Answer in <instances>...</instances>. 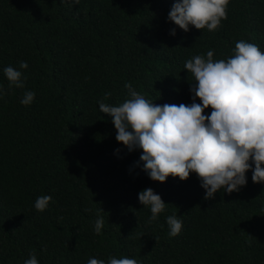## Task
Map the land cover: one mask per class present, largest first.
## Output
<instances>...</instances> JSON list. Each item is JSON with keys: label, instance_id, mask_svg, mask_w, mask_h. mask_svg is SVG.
Returning a JSON list of instances; mask_svg holds the SVG:
<instances>
[{"label": "trees", "instance_id": "1", "mask_svg": "<svg viewBox=\"0 0 264 264\" xmlns=\"http://www.w3.org/2000/svg\"><path fill=\"white\" fill-rule=\"evenodd\" d=\"M173 3L0 0V84L7 89L4 66L28 63L24 87L0 100V264H23L33 251L40 264L110 255L143 264H264V182H253L251 169L238 191L208 199L194 171L153 180L139 160L143 149L117 141L110 114L99 109L100 100L127 98L125 82L156 104L190 103L186 59L208 49L223 59L241 39L264 49V0H229L212 31L168 20ZM25 89L36 94L30 105L20 103ZM145 187L167 202L150 223L138 200ZM42 194L52 201L38 211ZM98 210L104 226L96 233ZM170 214L183 222L175 236Z\"/></svg>", "mask_w": 264, "mask_h": 264}, {"label": "clouds", "instance_id": "2", "mask_svg": "<svg viewBox=\"0 0 264 264\" xmlns=\"http://www.w3.org/2000/svg\"><path fill=\"white\" fill-rule=\"evenodd\" d=\"M228 4L229 0H174L167 19L185 31L190 25L212 31L226 17ZM175 32V27L170 29L172 35ZM231 51L223 59H214V50L208 49L184 61L183 69L193 77L190 103L156 104L130 82H125L128 92L122 102H98L100 111L112 118L117 141L123 142L129 151L143 149L139 160L151 179L163 182L171 174L183 180L194 171L205 189V199L214 197L218 190L238 191L246 184L249 169L253 182H264V49L241 39ZM27 68L25 60L19 61L18 67H3L8 87L0 84V100L13 86L24 87L23 70ZM35 95L34 90L25 89L20 103L30 105ZM209 106L211 111L205 114L204 109ZM138 200L150 209L149 223L157 220L167 205L152 187L139 191ZM50 201L51 195H38L34 207L43 211ZM165 220L169 236L181 231L183 222L178 215H167ZM103 226L104 217L98 210L93 230L99 233ZM23 264H40V260L33 251ZM85 264H143V261L110 255L107 260L91 256Z\"/></svg>", "mask_w": 264, "mask_h": 264}]
</instances>
